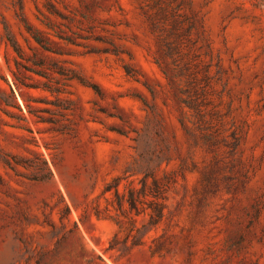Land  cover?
Here are the masks:
<instances>
[{
    "label": "rangeland",
    "instance_id": "rangeland-1",
    "mask_svg": "<svg viewBox=\"0 0 264 264\" xmlns=\"http://www.w3.org/2000/svg\"><path fill=\"white\" fill-rule=\"evenodd\" d=\"M0 264H264V0H0Z\"/></svg>",
    "mask_w": 264,
    "mask_h": 264
},
{
    "label": "trees",
    "instance_id": "trees-1",
    "mask_svg": "<svg viewBox=\"0 0 264 264\" xmlns=\"http://www.w3.org/2000/svg\"><path fill=\"white\" fill-rule=\"evenodd\" d=\"M22 22H23L24 26L26 27V29L32 34V36L39 43L43 44V42H42L43 40H42L41 34H40L41 33L40 29L34 28V25L32 24V22L29 21L28 19L24 18V17L22 18ZM8 38L10 39V41H11L12 45L14 46L15 50L20 53L21 52V44H20V42L18 40L14 39L12 34H10L9 32H8ZM16 85L18 87L20 86L18 83H16ZM107 189H109V188H107ZM117 194L119 195V189L118 188H117ZM131 199H132V202H133V196L131 197Z\"/></svg>",
    "mask_w": 264,
    "mask_h": 264
}]
</instances>
